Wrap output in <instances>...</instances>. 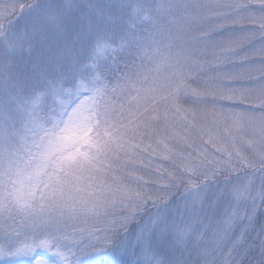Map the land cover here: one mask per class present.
Returning a JSON list of instances; mask_svg holds the SVG:
<instances>
[{"label":"rangeland","instance_id":"374dc122","mask_svg":"<svg viewBox=\"0 0 264 264\" xmlns=\"http://www.w3.org/2000/svg\"><path fill=\"white\" fill-rule=\"evenodd\" d=\"M264 216V0H0V264H227Z\"/></svg>","mask_w":264,"mask_h":264},{"label":"trees","instance_id":"16d2710c","mask_svg":"<svg viewBox=\"0 0 264 264\" xmlns=\"http://www.w3.org/2000/svg\"><path fill=\"white\" fill-rule=\"evenodd\" d=\"M227 264H264V216L241 236Z\"/></svg>","mask_w":264,"mask_h":264}]
</instances>
